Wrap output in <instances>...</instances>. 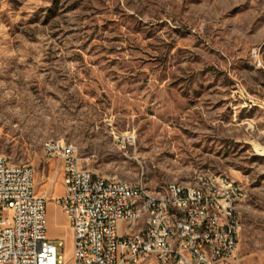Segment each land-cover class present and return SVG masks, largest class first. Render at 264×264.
<instances>
[{"label": "rangeland", "instance_id": "rangeland-1", "mask_svg": "<svg viewBox=\"0 0 264 264\" xmlns=\"http://www.w3.org/2000/svg\"><path fill=\"white\" fill-rule=\"evenodd\" d=\"M59 140L150 187L228 174L234 264H264V0H0V151L33 167L68 260L61 162L43 152Z\"/></svg>", "mask_w": 264, "mask_h": 264}, {"label": "built area", "instance_id": "built-area-1", "mask_svg": "<svg viewBox=\"0 0 264 264\" xmlns=\"http://www.w3.org/2000/svg\"><path fill=\"white\" fill-rule=\"evenodd\" d=\"M43 152L61 162L62 194L52 200L70 229L71 256L58 254L62 239L55 243L47 234V198L34 190L33 167L11 163L0 151V264H234L241 219L227 207L228 190L203 188L197 175L191 190L165 182V205L143 198L148 214L133 213L127 190L160 184L102 177L82 165L76 146L60 140ZM209 175L229 182L226 173Z\"/></svg>", "mask_w": 264, "mask_h": 264}, {"label": "bare ground", "instance_id": "bare-ground-1", "mask_svg": "<svg viewBox=\"0 0 264 264\" xmlns=\"http://www.w3.org/2000/svg\"><path fill=\"white\" fill-rule=\"evenodd\" d=\"M65 146H74L72 143L61 141ZM51 141H47L43 144V148H48ZM201 178V177H200ZM118 182H125L126 180L117 179ZM128 182V181H127ZM140 183V182H139ZM228 190L227 207L238 211V204L242 201L237 199V193L244 196L243 190L240 185L232 178L229 177V182L226 179H219L217 175L209 176L201 179V187L208 189ZM174 186L178 190H191L190 184H181L174 182ZM127 198H135V204H133V213L148 214V203H143V198H157V205H165V198H167V184H160V190L144 191V185H137V190L128 189Z\"/></svg>", "mask_w": 264, "mask_h": 264}, {"label": "crops", "instance_id": "crops-1", "mask_svg": "<svg viewBox=\"0 0 264 264\" xmlns=\"http://www.w3.org/2000/svg\"><path fill=\"white\" fill-rule=\"evenodd\" d=\"M239 184V183H238ZM242 202V201H241ZM241 202L238 204V210H239V213H240V206H241ZM241 218V217H240ZM241 227H242V224H241ZM240 234H241V231H240ZM239 242H240V236H239Z\"/></svg>", "mask_w": 264, "mask_h": 264}]
</instances>
